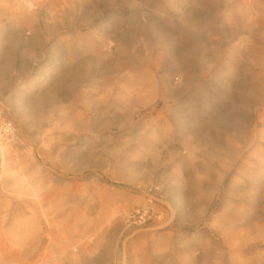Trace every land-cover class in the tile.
Masks as SVG:
<instances>
[{"label":"rangeland","instance_id":"rangeland-1","mask_svg":"<svg viewBox=\"0 0 264 264\" xmlns=\"http://www.w3.org/2000/svg\"><path fill=\"white\" fill-rule=\"evenodd\" d=\"M4 121L0 264H264V0H0Z\"/></svg>","mask_w":264,"mask_h":264},{"label":"built area","instance_id":"built-area-1","mask_svg":"<svg viewBox=\"0 0 264 264\" xmlns=\"http://www.w3.org/2000/svg\"><path fill=\"white\" fill-rule=\"evenodd\" d=\"M23 2L29 6L33 7L38 0H23ZM13 134V126L9 121H4L0 125V138H9ZM152 215L148 211H138L136 214L132 215L130 219L134 222H144L146 219H151Z\"/></svg>","mask_w":264,"mask_h":264}]
</instances>
